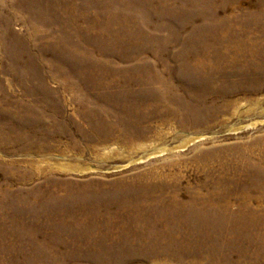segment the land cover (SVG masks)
Wrapping results in <instances>:
<instances>
[{
  "label": "rangeland",
  "instance_id": "374dc122",
  "mask_svg": "<svg viewBox=\"0 0 264 264\" xmlns=\"http://www.w3.org/2000/svg\"><path fill=\"white\" fill-rule=\"evenodd\" d=\"M0 264H264V0H0Z\"/></svg>",
  "mask_w": 264,
  "mask_h": 264
},
{
  "label": "bare ground",
  "instance_id": "6f19581e",
  "mask_svg": "<svg viewBox=\"0 0 264 264\" xmlns=\"http://www.w3.org/2000/svg\"><path fill=\"white\" fill-rule=\"evenodd\" d=\"M256 207V206H255ZM178 216H180L181 218H182V220L185 218V216H186V212L183 210L181 213H179V215ZM218 231V230H217ZM219 233V232H218ZM217 240H218V243L216 242V244L215 245H209V247H211L212 246V248L213 249H216L217 251L219 250V238H217ZM216 240V241H217ZM205 246V248H207L208 247V244H206V245H204ZM200 247H202V246H200ZM208 249V248H207ZM212 250V249H211ZM217 253V252H216Z\"/></svg>",
  "mask_w": 264,
  "mask_h": 264
}]
</instances>
